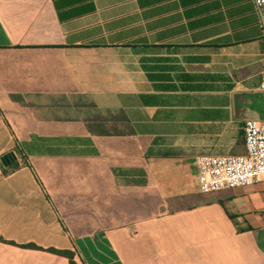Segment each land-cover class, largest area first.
Wrapping results in <instances>:
<instances>
[{
  "label": "crops",
  "instance_id": "0c3cea01",
  "mask_svg": "<svg viewBox=\"0 0 264 264\" xmlns=\"http://www.w3.org/2000/svg\"><path fill=\"white\" fill-rule=\"evenodd\" d=\"M263 70L253 0H0V264H264V177L195 163L246 152Z\"/></svg>",
  "mask_w": 264,
  "mask_h": 264
},
{
  "label": "built area",
  "instance_id": "2783aa9c",
  "mask_svg": "<svg viewBox=\"0 0 264 264\" xmlns=\"http://www.w3.org/2000/svg\"><path fill=\"white\" fill-rule=\"evenodd\" d=\"M264 17V0H253ZM264 75V70H263ZM264 93V79L260 84ZM246 152L239 155H199L195 163L199 188L212 192L249 185L264 177V117L247 118L243 125Z\"/></svg>",
  "mask_w": 264,
  "mask_h": 264
},
{
  "label": "trees",
  "instance_id": "16d2710c",
  "mask_svg": "<svg viewBox=\"0 0 264 264\" xmlns=\"http://www.w3.org/2000/svg\"><path fill=\"white\" fill-rule=\"evenodd\" d=\"M7 154H12L14 156V159L12 161H6L4 159V156L7 155ZM5 154L3 157H2V161L5 165H9L13 168H17L20 166V162L15 158V155L14 153H7ZM11 243H16L14 241H10ZM21 246H24V247H29V248H36V249H44V250H48V251H51V252H54V253H57V254H60V255H64L66 257L69 258V261H70V264H77V262L75 261L74 259V252L72 250H69V249H59V248H55V247H42V246H39L35 243H26V244H21Z\"/></svg>",
  "mask_w": 264,
  "mask_h": 264
},
{
  "label": "water",
  "instance_id": "95a60500",
  "mask_svg": "<svg viewBox=\"0 0 264 264\" xmlns=\"http://www.w3.org/2000/svg\"><path fill=\"white\" fill-rule=\"evenodd\" d=\"M4 159L6 161H12L14 159V156L12 154H7L4 156Z\"/></svg>",
  "mask_w": 264,
  "mask_h": 264
},
{
  "label": "rangeland",
  "instance_id": "374dc122",
  "mask_svg": "<svg viewBox=\"0 0 264 264\" xmlns=\"http://www.w3.org/2000/svg\"><path fill=\"white\" fill-rule=\"evenodd\" d=\"M89 109H90V107H89ZM89 115H91V114H89ZM106 131H109V130H106ZM113 131H116V130H113Z\"/></svg>",
  "mask_w": 264,
  "mask_h": 264
}]
</instances>
